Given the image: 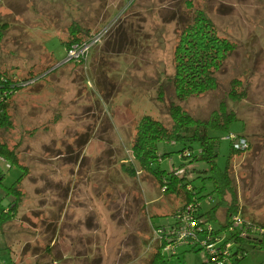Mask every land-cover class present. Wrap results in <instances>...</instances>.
Segmentation results:
<instances>
[{
    "label": "rangeland",
    "instance_id": "1",
    "mask_svg": "<svg viewBox=\"0 0 264 264\" xmlns=\"http://www.w3.org/2000/svg\"><path fill=\"white\" fill-rule=\"evenodd\" d=\"M198 10L235 49L215 89L181 100L172 85L174 49ZM72 27L83 39L108 29L78 61L64 43ZM0 70L20 84L7 104L11 123L0 124V143L17 158L0 156V264H148L151 218L171 222L180 198L134 166L131 146L144 115L171 127L172 104L200 120L222 101L235 111L229 131L212 132L220 138L216 161L224 168L231 158L237 207L264 224V0H0ZM232 88L240 98L229 96ZM229 132L248 146L233 154ZM181 146L160 142L159 150L178 165ZM21 173L14 197L7 187ZM193 185L202 211L216 203L211 179ZM217 214L225 221L226 208ZM244 245L247 255L230 264H264L263 247ZM174 253L171 264L208 260L189 244Z\"/></svg>",
    "mask_w": 264,
    "mask_h": 264
},
{
    "label": "trees",
    "instance_id": "2",
    "mask_svg": "<svg viewBox=\"0 0 264 264\" xmlns=\"http://www.w3.org/2000/svg\"><path fill=\"white\" fill-rule=\"evenodd\" d=\"M189 5H192L189 2ZM78 29L72 27L70 38L65 40V46L70 48L73 44L80 43L84 39L79 35ZM109 43V42H108ZM235 45L226 37L221 36L214 26L211 18L203 10H198L192 21L187 22L181 28L177 44L174 49V74L172 85L176 96L184 100L189 96L200 95L217 87V73L223 67L225 60L234 51ZM34 79L33 75L25 79ZM13 76L7 75L0 70V124L10 125V117L7 112V104L10 95L20 88V84L15 82ZM234 85L239 84L235 79ZM232 99L240 98L235 88L229 92ZM170 116L172 119L171 127H167L161 120L150 115L141 117L137 125V132L132 142V152L137 165L141 170L150 172L161 183V189L166 194L174 193L180 198L178 208L169 215L171 222L156 223L151 218L152 229H163L159 238L153 242L148 264H171L170 256L167 255L165 247L173 243L174 239L168 232L179 222L177 210L186 211L187 206L192 204L194 207L193 217L197 220L200 231L197 232L196 242H190L191 248L205 249L200 245V241L210 235L211 239L222 236L225 233L224 243L228 241L237 242L231 246L230 263L237 262L247 255L245 242L239 237L238 233L229 232L232 225L231 217L240 212L237 207V191L233 185V179L229 173L228 159L224 168L218 166L216 158L219 151L220 138L213 134L215 131H229L230 125L239 120L235 111L228 110L225 102H220L218 110L212 112L208 119L200 120L194 118L185 111L179 104L170 106ZM230 133V132H229ZM160 142H170L172 144L180 142L181 148L178 150L180 163L175 165L171 157L172 152L160 151ZM231 152L239 153L240 150L231 146ZM242 150V149H241ZM0 156H3L12 163H16L17 158L6 144L0 143ZM164 159L172 160L173 168H161ZM203 161L207 164V169H198L195 162ZM18 164V163H17ZM135 167L130 170L135 171ZM179 170H182L179 172ZM207 175L201 176V173ZM23 173L7 187L8 193L17 196V184L22 179ZM196 177L203 179L209 178L213 182V193L217 197L216 203L209 209L202 211V198L193 180ZM231 196V201L226 200V196ZM206 197V196H205ZM207 198H211L210 195ZM206 198V199H207ZM11 212L16 210L14 201L9 204ZM221 207L226 208L225 221L218 218L217 210ZM4 213V210L2 211ZM2 218L3 214L0 215ZM213 221H218L219 226H213ZM211 224V232L207 231V226ZM264 226L263 223H260ZM253 246L263 247L264 240L260 244ZM207 256L209 255L205 251ZM10 264H17L11 261ZM179 264V263H177ZM207 264V261L205 262Z\"/></svg>",
    "mask_w": 264,
    "mask_h": 264
},
{
    "label": "built area",
    "instance_id": "3",
    "mask_svg": "<svg viewBox=\"0 0 264 264\" xmlns=\"http://www.w3.org/2000/svg\"><path fill=\"white\" fill-rule=\"evenodd\" d=\"M108 27H103L97 33H93L87 36L82 42L73 44L67 50L69 57H73L79 61L81 58L87 57L88 51L91 47H94L96 43L103 39ZM232 146L235 149H244L248 146V142L245 137L237 136L229 133L227 136ZM182 170H179L181 172ZM194 207L192 204L187 206L186 211L180 209L177 210V218L179 222L176 226L172 227L168 232L171 234V238L174 239L173 243L167 244L166 251L172 250L174 253L176 247L180 244H189L190 242H196L197 232L200 231L197 220L193 217ZM232 225L229 227V232L238 233L243 242L251 244H260L264 240V226L254 220H248L244 218L241 212L235 213L232 217ZM211 224L207 226V231L211 232ZM163 229H154V239L159 238ZM222 236L215 238L214 240L208 235L206 238L201 239L200 245L204 247L208 252L207 264H230L231 246L237 242L228 241L224 243L225 233Z\"/></svg>",
    "mask_w": 264,
    "mask_h": 264
}]
</instances>
